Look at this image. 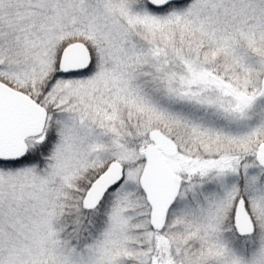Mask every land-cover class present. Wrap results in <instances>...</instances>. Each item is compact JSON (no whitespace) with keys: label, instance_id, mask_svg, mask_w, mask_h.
<instances>
[{"label":"snow or ice","instance_id":"1","mask_svg":"<svg viewBox=\"0 0 264 264\" xmlns=\"http://www.w3.org/2000/svg\"><path fill=\"white\" fill-rule=\"evenodd\" d=\"M0 264H264V0H0Z\"/></svg>","mask_w":264,"mask_h":264}]
</instances>
